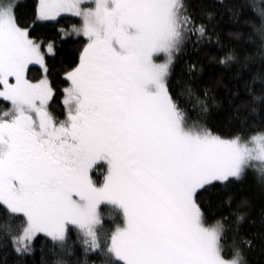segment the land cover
Masks as SVG:
<instances>
[{
	"label": "snow or ice",
	"instance_id": "1",
	"mask_svg": "<svg viewBox=\"0 0 264 264\" xmlns=\"http://www.w3.org/2000/svg\"><path fill=\"white\" fill-rule=\"evenodd\" d=\"M223 3L35 0L22 22L14 0H0V251L23 264L43 234L41 264H80L77 246L83 264H250L264 212L250 232L249 201L233 189L249 172L264 183V124L241 115L264 109V0H229L258 41L243 54L216 30ZM66 15L77 23L41 36ZM70 37L78 57L56 69V41ZM205 46L219 47L212 59L235 67L251 98L228 137L207 123L222 82L202 84L196 61L179 90L173 80L181 56ZM210 192L224 194L215 207Z\"/></svg>",
	"mask_w": 264,
	"mask_h": 264
},
{
	"label": "trees",
	"instance_id": "2",
	"mask_svg": "<svg viewBox=\"0 0 264 264\" xmlns=\"http://www.w3.org/2000/svg\"><path fill=\"white\" fill-rule=\"evenodd\" d=\"M258 2V0H257ZM35 0H20L17 2L16 14L22 22H30L32 13L34 10ZM229 0H224L222 6H219L215 18L216 30L220 35L221 41L225 45L233 47L238 54L244 52H251L255 50V42L257 38L251 35L253 29L250 24L244 23L240 18L234 17L228 10ZM73 23H77V19L66 15L60 21V24L55 27L42 28L40 30L41 36L51 35L55 38L57 30L61 27L70 28ZM251 37V38H250ZM58 54L55 58H50L49 63L56 69H59L62 64L66 66L76 60L78 57L77 49L80 45L76 42L75 37H70L68 40L58 39L56 41ZM220 49L217 46H205L201 51L188 50L186 55L181 56L180 61L177 63L173 80L178 78L181 83L176 85L177 90L183 86V81L187 80V65L186 62L196 61L202 65L203 71L201 74V83L206 85H212L215 81L220 80L222 83L214 88L217 99L221 102L219 109H213L212 114L209 117L207 123L217 134L230 136L237 131L238 123H231L229 118L232 116L234 108L242 101L250 100L247 89L244 85L243 78L236 74L237 69H227L223 65L218 64L212 59L213 56H218ZM260 65L256 64L257 71L260 69ZM32 75H41L39 66H32ZM59 79L62 80V74L56 73ZM67 86L64 83H58L57 87L62 89ZM255 90L259 93L261 90V83L258 80L254 85ZM59 96L53 104V110L56 108L60 112V100ZM4 107V104L0 102V108ZM192 116L196 113L191 112ZM241 115L245 116L248 121L254 126L264 124V109H258L252 113L248 108L241 109ZM99 175V174H98ZM233 191L237 194V198H245L249 201L251 207V219L256 223L249 226L250 232L261 231V215L264 212V183L252 172H249L245 178L239 182ZM207 200L211 201L212 206L215 207L220 200L224 198V194H218L216 192H210L205 194ZM35 254L24 259L23 264H41L42 255L48 252L49 245L45 242L43 234L37 237L34 242ZM257 246L249 253L248 259L250 264H264V245L259 240L256 241ZM51 259L50 254L46 257ZM73 261H78L83 264L85 257L83 256L81 249L77 246L76 255L70 258ZM0 264H20V258L13 251H0Z\"/></svg>",
	"mask_w": 264,
	"mask_h": 264
},
{
	"label": "rangeland",
	"instance_id": "3",
	"mask_svg": "<svg viewBox=\"0 0 264 264\" xmlns=\"http://www.w3.org/2000/svg\"><path fill=\"white\" fill-rule=\"evenodd\" d=\"M20 0H14V2L17 4V2H19ZM54 111L56 112V113H59V110L58 109H54ZM99 174V173H98Z\"/></svg>",
	"mask_w": 264,
	"mask_h": 264
}]
</instances>
